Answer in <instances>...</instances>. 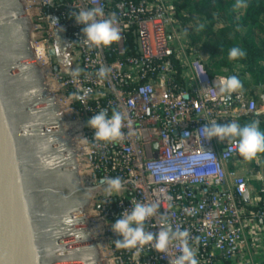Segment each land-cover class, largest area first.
I'll use <instances>...</instances> for the list:
<instances>
[{
    "label": "built area",
    "instance_id": "built-area-1",
    "mask_svg": "<svg viewBox=\"0 0 264 264\" xmlns=\"http://www.w3.org/2000/svg\"><path fill=\"white\" fill-rule=\"evenodd\" d=\"M23 4L35 61L42 70L48 68L57 86L52 96L65 117L62 124L80 151L75 155L79 176L90 192L87 226L100 264H171L180 254L175 243L163 254L151 244L139 253L114 245L119 237L111 224L136 202L157 205L145 230L155 233L164 223L187 229L198 264H264L262 159L250 166L239 158L237 139L208 140L198 131L204 124L264 112V95L258 104L242 89L220 93V79L227 76H211L187 53L169 0ZM97 6L120 32L119 41L108 47L86 46L83 25L71 17ZM60 37L75 46L69 62L57 54ZM129 39L136 50L127 55ZM101 109L109 116L113 110L126 114L119 141L93 139L87 120ZM114 177L121 179L122 189L110 198L106 181Z\"/></svg>",
    "mask_w": 264,
    "mask_h": 264
},
{
    "label": "water",
    "instance_id": "water-1",
    "mask_svg": "<svg viewBox=\"0 0 264 264\" xmlns=\"http://www.w3.org/2000/svg\"><path fill=\"white\" fill-rule=\"evenodd\" d=\"M45 82L23 0H0V264H100L87 226L90 192L79 176L80 151ZM51 156L68 161L83 198L52 181L58 170L41 162ZM82 248L92 255L79 263Z\"/></svg>",
    "mask_w": 264,
    "mask_h": 264
},
{
    "label": "clouds",
    "instance_id": "clouds-1",
    "mask_svg": "<svg viewBox=\"0 0 264 264\" xmlns=\"http://www.w3.org/2000/svg\"><path fill=\"white\" fill-rule=\"evenodd\" d=\"M71 17L78 25H83L81 32L86 46L108 47L120 39L115 21L104 18V11L99 6L75 11L74 14L71 13ZM245 55V51L238 47H233L228 52L229 59L233 60ZM101 75L104 73L102 72ZM241 88L239 78L232 75L221 77L218 90L220 93L230 94ZM84 94H87L86 91ZM125 115L116 110H113L110 116L107 109L97 111L87 120V126L94 133L93 139L102 142L119 141L123 136L121 128ZM198 131H201L208 140L237 139L238 154L245 160H251L258 153H264V131L260 130L258 121L243 126L236 122L204 124ZM41 162L43 167L53 169L59 166L61 160L58 156H51L42 158ZM121 189L122 181L119 177L107 179L105 192L110 198L113 197V193H118ZM156 212L157 205L140 202L133 204L130 211L125 209L111 224L112 232L119 237L113 241L114 245L117 248L135 249L139 253L144 245L151 244L156 252L163 254L175 243L180 249V254L171 261V264H198L196 252L188 242L187 229L173 230L170 225L164 223L155 233L145 230V221Z\"/></svg>",
    "mask_w": 264,
    "mask_h": 264
},
{
    "label": "trees",
    "instance_id": "trees-1",
    "mask_svg": "<svg viewBox=\"0 0 264 264\" xmlns=\"http://www.w3.org/2000/svg\"><path fill=\"white\" fill-rule=\"evenodd\" d=\"M169 1L176 8L187 53L203 62L211 76H237L241 89L261 104L264 95V0ZM233 47L244 50L246 55L229 59L228 52ZM126 48L127 55L135 53V44L130 39ZM252 121H258L260 130L264 131V112L240 116L236 123L243 126ZM258 157L264 165V153H258L251 160L239 155L250 166H255ZM260 196L264 200V192ZM260 209L264 211L262 203Z\"/></svg>",
    "mask_w": 264,
    "mask_h": 264
},
{
    "label": "flooded vegetation",
    "instance_id": "flooded-vegetation-1",
    "mask_svg": "<svg viewBox=\"0 0 264 264\" xmlns=\"http://www.w3.org/2000/svg\"><path fill=\"white\" fill-rule=\"evenodd\" d=\"M59 146L61 145L60 144L56 145V148ZM59 158L61 160V163L59 164V166L56 167L59 173L57 176L54 175L52 176V172H51V176L53 179L52 181L61 183L64 186L63 190L65 193L67 194L73 193L74 195L83 198L84 192L79 190V188L77 187V183H76L77 178L74 169H72V167L68 164L67 160L65 159L63 160V157H59ZM81 253H82L81 255L82 260H80L81 262L79 263H83V261H89L91 259L92 251L90 249L82 248Z\"/></svg>",
    "mask_w": 264,
    "mask_h": 264
},
{
    "label": "rangeland",
    "instance_id": "rangeland-1",
    "mask_svg": "<svg viewBox=\"0 0 264 264\" xmlns=\"http://www.w3.org/2000/svg\"><path fill=\"white\" fill-rule=\"evenodd\" d=\"M57 40L59 42V48L57 54L59 55V57L62 58L63 62H69V57L72 54H76L75 46L65 37H60ZM182 41H184L183 38Z\"/></svg>",
    "mask_w": 264,
    "mask_h": 264
},
{
    "label": "bare ground",
    "instance_id": "bare-ground-1",
    "mask_svg": "<svg viewBox=\"0 0 264 264\" xmlns=\"http://www.w3.org/2000/svg\"><path fill=\"white\" fill-rule=\"evenodd\" d=\"M43 67H44V69L42 71H43V73L45 75V79H46V82L45 83L46 84H49V86H48V92L52 96L57 86H56L55 82L54 83L52 82L51 75H50V72H49L48 68L46 66H43ZM61 106H63V105H61ZM58 107L60 108L59 105H58Z\"/></svg>",
    "mask_w": 264,
    "mask_h": 264
}]
</instances>
